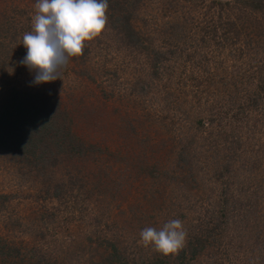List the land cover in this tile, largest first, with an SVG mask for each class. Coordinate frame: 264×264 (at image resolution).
<instances>
[{
    "label": "rangeland",
    "instance_id": "374dc122",
    "mask_svg": "<svg viewBox=\"0 0 264 264\" xmlns=\"http://www.w3.org/2000/svg\"><path fill=\"white\" fill-rule=\"evenodd\" d=\"M259 1L114 0L106 29L63 80L34 84L19 61L36 0H0V90L50 94V123L72 140L58 147L62 138L42 140L31 125L4 135L0 237L16 250L3 264H264ZM124 8L136 35L125 32ZM227 119L233 132L221 130ZM171 219L187 233L178 254L139 243L142 229Z\"/></svg>",
    "mask_w": 264,
    "mask_h": 264
},
{
    "label": "clouds",
    "instance_id": "9594fccd",
    "mask_svg": "<svg viewBox=\"0 0 264 264\" xmlns=\"http://www.w3.org/2000/svg\"><path fill=\"white\" fill-rule=\"evenodd\" d=\"M108 7V0H36L31 30L22 37L26 54L19 61L34 74V84L63 80L68 62L106 29ZM139 235L143 247L164 256L178 254L187 237L179 219L160 229L145 227Z\"/></svg>",
    "mask_w": 264,
    "mask_h": 264
},
{
    "label": "trees",
    "instance_id": "16d2710c",
    "mask_svg": "<svg viewBox=\"0 0 264 264\" xmlns=\"http://www.w3.org/2000/svg\"><path fill=\"white\" fill-rule=\"evenodd\" d=\"M113 1L114 0H108V2H109L108 11L112 15L116 11V8L111 5V3ZM119 5H121V7L123 9L124 3L122 1L119 3ZM255 5H256V6H254L255 10H258V11L264 10L263 0H260ZM124 13L125 14L123 16V18H124L123 21H124V25H125V32L129 31V33H130L129 35H131V36L138 34L139 31L137 28L135 30L134 22H133V20H131V13H130V15H128L126 8H124ZM259 25H260L261 29L264 28V22H262V23L260 22ZM184 37H185V35L181 34L179 36V41H180V39H182ZM0 45H4V44H0ZM2 62L3 61H0V63H2ZM9 88L5 87L2 90H0V145L3 142H7L6 139H7L8 135L9 136L11 135L10 136V138H11V137H15V134L20 136L21 132H24V134H25L26 125H31V128L33 130H36L37 132H38V127H39V129L43 131L42 140L44 138L49 139L52 136L54 138H59V139L62 138L61 140L57 141L58 147L59 146L62 147L64 144L69 145L72 143V140L70 139L71 138V131H69V130L66 131L63 126L62 127H60V126L56 127L50 123V122H53L55 119L54 113L56 112V106L53 105V101L55 98H52L50 96V94L45 93V92H43L42 94H38V93L32 94L29 91L16 90V88H13V89L12 88L9 89ZM3 102H6V103L3 104ZM209 103H212L213 105H215V110H216V106H217L216 100L213 99V100L207 101L208 108H209ZM254 103L257 104V102H254ZM240 104L241 103H239V107H241ZM227 108L229 109L230 114L234 112L228 106H227ZM213 113H214L213 111L208 112V116L210 118L209 119L207 118V122L210 123V121H211L210 119L212 118L211 116L213 115ZM200 119H201V117H199L197 119V121H198L197 125L199 126V128L201 126L206 127V125L208 127V124H205V120H203V119L200 120ZM214 120L216 121V119H214ZM211 123H212V121H211ZM217 127H218V125H217ZM233 127L234 126L231 124L230 120L227 119V120H225L224 124L222 123L221 130L223 129L224 132L231 130L233 132ZM4 135H5L6 139L4 138ZM13 140H14V138L11 140V142H13ZM46 141H48V140H46ZM70 146H72V145H70ZM261 146H263V145H261ZM226 190L228 191V192H226V194L230 192L227 188H226ZM228 201H229V198L225 197V203H227ZM155 203H159V201L155 202ZM235 203H238V200ZM259 204H258V206H259ZM233 205H234V203H233ZM262 209H264V206H262V208L259 207V211L257 212V214L264 215V212H262ZM255 218L258 219L259 217H255ZM218 220L213 225L208 226V224H207V226H205V229H207V227L220 225L221 223ZM240 231H242V229ZM205 232H206V230H205ZM245 232H247V231L240 232L243 235V237H245L249 234L248 232L247 233H245ZM249 236L247 238H249ZM262 241L264 242V238H262ZM216 246L221 247L224 245H222V244L214 245L212 243V244H209V246H207V248H208V250H211L212 252L213 251L217 252L218 248ZM15 250H16L15 246L11 245L10 243H8L7 241H5L4 239H2L0 237V264L8 262L9 254L14 252ZM192 251H193V253H195V252L197 253L198 252L197 247L192 248ZM211 256L213 257V255H211ZM214 256H215L214 258L216 260H218L220 257H223L224 254H217ZM184 259L186 260V258H184ZM156 262L158 264H165V259H158ZM122 263L123 262L120 260H115V261L112 260V262H110V264H122ZM190 263L191 262H188L187 264H190ZM144 264H147V263H144ZM182 264H184V262H182Z\"/></svg>",
    "mask_w": 264,
    "mask_h": 264
}]
</instances>
